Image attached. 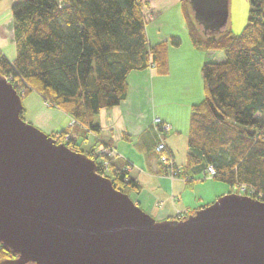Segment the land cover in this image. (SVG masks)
<instances>
[{
  "label": "trees",
  "instance_id": "obj_1",
  "mask_svg": "<svg viewBox=\"0 0 264 264\" xmlns=\"http://www.w3.org/2000/svg\"><path fill=\"white\" fill-rule=\"evenodd\" d=\"M249 1L243 31L227 29L221 36L204 33L190 1H181L194 48L221 52L225 61L202 67L205 97L191 109L185 166L160 164L165 175L176 172L187 181L205 176L212 166L215 181L264 202V0ZM145 6L141 0H16L11 7L16 58L10 61L0 51V76L22 100L36 92L73 120V127L50 136L93 160L97 173L130 197L141 186L127 162L101 153V147L113 149L101 138L98 117L126 99L132 72L155 65L157 75L168 74L169 48L181 42L172 38L151 46L147 26L160 13L146 12ZM15 258L0 243V264Z\"/></svg>",
  "mask_w": 264,
  "mask_h": 264
},
{
  "label": "water",
  "instance_id": "obj_2",
  "mask_svg": "<svg viewBox=\"0 0 264 264\" xmlns=\"http://www.w3.org/2000/svg\"><path fill=\"white\" fill-rule=\"evenodd\" d=\"M189 1L205 33L227 22L229 0ZM24 109L0 76V243L16 255L1 264H264V202L227 194L157 221Z\"/></svg>",
  "mask_w": 264,
  "mask_h": 264
},
{
  "label": "crops",
  "instance_id": "obj_3",
  "mask_svg": "<svg viewBox=\"0 0 264 264\" xmlns=\"http://www.w3.org/2000/svg\"><path fill=\"white\" fill-rule=\"evenodd\" d=\"M141 1L146 11L154 9L160 13L148 23L149 44L170 43L172 38H178L180 46L169 48L168 74L157 75L153 70L132 72L127 80L126 99L119 106L102 111L98 123L102 127L101 138L111 144L114 155L129 164L130 176L141 186V192L132 195L133 200L146 213L163 221L192 215L214 202H205L202 196L196 195L206 177L202 179L199 175L187 181L183 175L172 179L163 173L155 153L159 136L153 122L158 120L171 125V130L162 138L175 164L183 168L188 154L191 109L205 97L202 67L207 61L221 63L225 56L221 52L194 48L181 10L182 0ZM15 2L11 0L12 5ZM0 51L10 61L16 58L11 8L3 13L0 10ZM64 119L68 120V125L63 124L65 127L59 124ZM58 120L53 126L33 123L49 134L60 131L58 127L66 128L72 121L66 115Z\"/></svg>",
  "mask_w": 264,
  "mask_h": 264
},
{
  "label": "rangeland",
  "instance_id": "obj_4",
  "mask_svg": "<svg viewBox=\"0 0 264 264\" xmlns=\"http://www.w3.org/2000/svg\"><path fill=\"white\" fill-rule=\"evenodd\" d=\"M11 6H12L11 0L0 1V10L2 13L4 11H6L7 9L11 8ZM146 12H148V11H146ZM249 13H250V1L249 0H229L227 22L224 25L220 26V28L217 29L218 30L217 36H221L222 34H224L227 29L231 30L234 34H240L243 31V29L245 28V26L247 25ZM174 15H176L175 11H174ZM148 19H150V17H148ZM151 20L152 19H150L149 22ZM146 70H153L156 73L155 65H152L151 67H149ZM146 70H144V71H146ZM23 103H24L25 108L29 107V109L32 110V111H29L26 108L25 114H24V118H25L26 122L32 123L37 128H39V127L35 123H33V121L34 122H45V123L53 126V124L58 123V121H59L58 119L60 117L65 116V115L68 116L67 114H65L63 111H61L59 109H54V108H50L49 106H47V104L43 101V99L40 97V95H38L36 92L32 93L28 98L23 100ZM67 121H68L67 119H64L59 124H61V126L65 127V125H63V124H67L66 123ZM157 121L158 120H154L153 123H154V126L156 128V132L158 133V136L160 138H162L170 130L168 132L160 131V133H159L158 132L159 130H157V127H158ZM69 123H70L69 124L70 127L74 126L73 120ZM58 128H59V130L62 129L61 127H58ZM39 129H41V128H39ZM42 131L45 132L44 130H42ZM53 133L54 132H51V133H49V135H51ZM46 134H48V133H46ZM94 137H95L94 135H91L90 139L93 140ZM160 138H158L159 141H160ZM54 139H56V138H54ZM159 141H158V143H159ZM179 146H181V141H179ZM179 177H181V176L180 175L179 176L169 175V178H172V179H176ZM204 177H206L207 179L204 182H201V184L198 186V188L196 190V195L202 196L204 198L205 202H209V201L215 202L219 197L227 195V194H240L241 195V193H240L241 191L238 190L237 188H233V187H230L229 185H226L224 183L217 182L213 179V177H210L207 175L201 176L202 179ZM217 196H219V197H217ZM131 198H132V196H131ZM174 219L180 220L182 218H174ZM174 219H168V220H174ZM157 221H161V220H157ZM163 221H165V220H163Z\"/></svg>",
  "mask_w": 264,
  "mask_h": 264
},
{
  "label": "built area",
  "instance_id": "obj_5",
  "mask_svg": "<svg viewBox=\"0 0 264 264\" xmlns=\"http://www.w3.org/2000/svg\"><path fill=\"white\" fill-rule=\"evenodd\" d=\"M158 122V127H157V130H159L158 132L160 133V131L162 132H168L169 130H171V125L167 124V123H161L160 121H157ZM69 138V136L67 137V139ZM160 138V137H159ZM57 142H58V138H56ZM101 153H106V154H110V155H114L113 153V150L112 151H109V150H106L104 147H101ZM156 151L159 155V161L160 163L163 165V166H171L173 168V164L174 161L172 159H170V156L168 155V148H167V145L164 141L163 138H160V141L159 143L157 144V148H156ZM216 174L214 168L212 166H209L205 172V175L207 176H210V177H214ZM173 176H177V173H173L171 174Z\"/></svg>",
  "mask_w": 264,
  "mask_h": 264
}]
</instances>
